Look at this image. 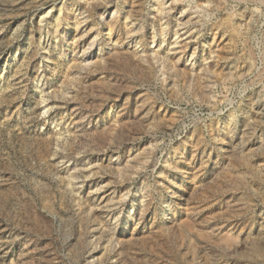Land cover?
<instances>
[{"label": "rangeland", "instance_id": "rangeland-1", "mask_svg": "<svg viewBox=\"0 0 264 264\" xmlns=\"http://www.w3.org/2000/svg\"><path fill=\"white\" fill-rule=\"evenodd\" d=\"M0 264H264V0H0Z\"/></svg>", "mask_w": 264, "mask_h": 264}, {"label": "bare ground", "instance_id": "bare-ground-1", "mask_svg": "<svg viewBox=\"0 0 264 264\" xmlns=\"http://www.w3.org/2000/svg\"><path fill=\"white\" fill-rule=\"evenodd\" d=\"M161 4V3H160ZM163 11H164V9H163Z\"/></svg>", "mask_w": 264, "mask_h": 264}]
</instances>
